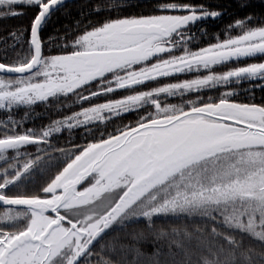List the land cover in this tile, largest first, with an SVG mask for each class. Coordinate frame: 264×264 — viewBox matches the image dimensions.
Wrapping results in <instances>:
<instances>
[{"label":"snow or ice","instance_id":"1","mask_svg":"<svg viewBox=\"0 0 264 264\" xmlns=\"http://www.w3.org/2000/svg\"><path fill=\"white\" fill-rule=\"evenodd\" d=\"M6 19L0 264H264V0H0Z\"/></svg>","mask_w":264,"mask_h":264},{"label":"trees","instance_id":"2","mask_svg":"<svg viewBox=\"0 0 264 264\" xmlns=\"http://www.w3.org/2000/svg\"><path fill=\"white\" fill-rule=\"evenodd\" d=\"M76 2H80V1H76ZM73 3V2H72ZM70 3V4H72ZM73 14L75 15V9H73ZM64 23H67L68 21H63ZM21 23H25V21L19 20V19H6V20H0V33H2L5 29L7 28H12L16 25H19ZM260 93L257 92V97L259 98ZM37 114H41L44 113L45 110L43 107L41 106H37L35 109ZM51 115V113H49L48 115H40L38 118H36L34 120V123L36 125L39 124H46L48 122L49 116ZM29 126H32L31 124Z\"/></svg>","mask_w":264,"mask_h":264},{"label":"water","instance_id":"3","mask_svg":"<svg viewBox=\"0 0 264 264\" xmlns=\"http://www.w3.org/2000/svg\"><path fill=\"white\" fill-rule=\"evenodd\" d=\"M76 1H80V0H75V2H76ZM72 2H74V0H69V3H72Z\"/></svg>","mask_w":264,"mask_h":264}]
</instances>
